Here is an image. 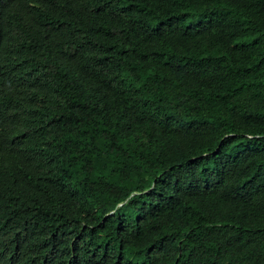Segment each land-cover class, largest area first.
<instances>
[{
    "label": "trees",
    "instance_id": "16d2710c",
    "mask_svg": "<svg viewBox=\"0 0 264 264\" xmlns=\"http://www.w3.org/2000/svg\"><path fill=\"white\" fill-rule=\"evenodd\" d=\"M0 264H264V0H0Z\"/></svg>",
    "mask_w": 264,
    "mask_h": 264
}]
</instances>
